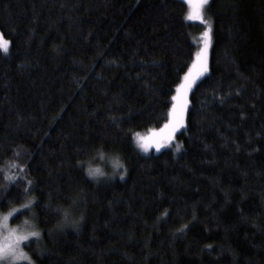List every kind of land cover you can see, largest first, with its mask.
I'll use <instances>...</instances> for the list:
<instances>
[{
  "label": "trees",
  "instance_id": "16d2710c",
  "mask_svg": "<svg viewBox=\"0 0 264 264\" xmlns=\"http://www.w3.org/2000/svg\"><path fill=\"white\" fill-rule=\"evenodd\" d=\"M187 12L0 0V214L41 233L14 264H264V0H208L203 24ZM204 25L185 123L142 153L134 134L167 120ZM96 166L107 173L90 177Z\"/></svg>",
  "mask_w": 264,
  "mask_h": 264
},
{
  "label": "rangeland",
  "instance_id": "374dc122",
  "mask_svg": "<svg viewBox=\"0 0 264 264\" xmlns=\"http://www.w3.org/2000/svg\"><path fill=\"white\" fill-rule=\"evenodd\" d=\"M185 1L188 5V12H187L188 19L203 24L201 22L202 21V14H203V4H204L203 0H185ZM205 26L206 25L203 26L201 31L196 36L197 52L195 54L194 60L191 64V67L186 71L181 82L176 86V89L173 93V96L178 97V99L176 101H173V99H172L170 107H169V111H168L167 120L159 127L151 128L145 132H138V133L134 134V137H133L134 145L136 146V148L140 152L148 153L150 151H157V150H160L161 148H165V147L172 145L173 141L175 140L176 132L182 126L180 128H178L175 133H173V137L170 141L164 139V137L166 136V130L163 132L161 130L164 129L165 124H167L169 122V119H170L169 112L171 111L173 104H176L178 107L183 106L184 123H185V114H186V110H187V106H188V96H189V92L191 89H188L187 87H182V86L187 85L190 81L196 82L199 78H201L206 73V71L203 70L201 61L197 58V53L201 52V50L204 49L205 45H206V38L204 37L203 34L208 29V26L207 27H205ZM209 37H210V35H209ZM4 39L7 40L6 38H4ZM209 50H210V38L207 39V52H206V61H205L206 67H208ZM186 77H187V79H186ZM195 82L192 83V86L195 84ZM184 123H183V125H184ZM157 141L160 142L159 148H157ZM145 146H146L147 150H145ZM117 161L118 160L116 158H113V157L109 159L108 165H110V171H108V172H111L114 174L117 173V174L121 175V173L118 172L119 167L116 166V164L114 163ZM119 165H120V163H119ZM96 167L98 169H100L101 173H103V174L107 173L105 171V168L98 167V166H96ZM123 174H124V172H123ZM5 215L6 214H0V219H2V217ZM27 222H28L27 224L31 223L29 220H27ZM7 228L8 229H15L18 234L22 233V232L33 230L31 227H29V225H27V226H24L23 224L12 225L9 223V220H8ZM7 235H8V231L2 225H0V244L4 243V238ZM31 238H33V237H29L28 240H30ZM27 241H21L20 242V247L18 249V252L23 253L21 248L23 247V244L26 243ZM26 258H27L26 255L23 253V256H21V258H19V259H13L12 257H8L6 260L0 261V264H14V263L26 260Z\"/></svg>",
  "mask_w": 264,
  "mask_h": 264
},
{
  "label": "snow or ice",
  "instance_id": "6c2138e0",
  "mask_svg": "<svg viewBox=\"0 0 264 264\" xmlns=\"http://www.w3.org/2000/svg\"><path fill=\"white\" fill-rule=\"evenodd\" d=\"M203 3H208V0H203ZM209 32H210V26L209 28L204 32V37L206 38V45L205 48L201 50V52L197 53V58L201 61L202 67L204 71H207V67L205 64L206 61V52H207V39L209 37ZM9 41L5 40L3 38V34L0 33V49H2L4 52L8 51V46H9ZM187 79V77H186ZM195 81H190L187 85L182 86V87H187L188 89H191L192 83ZM173 101H176L178 97L173 96L172 97ZM169 122L165 124L164 129L161 131L166 130V136L164 139L166 140H171L173 137V133L177 131L178 128L183 126L184 123V109L183 106H177L176 104H173L171 111L169 112ZM160 147V142L157 141V148ZM179 147V146H178ZM145 150H147L145 146ZM116 166H121L119 165V162H115ZM97 174L103 175V173H100L99 170L97 169H88V175L90 177H95ZM123 177V173H121V178ZM5 179L8 181H12L14 177L10 176H5ZM28 187H26L22 193V195L26 196L30 191L34 189V182L31 180L27 181ZM4 191H7V185L4 186ZM8 204H11L12 201H7ZM33 204V200H28L27 204L21 205L22 208H28L29 211H31V206ZM0 206H4L3 198L0 197ZM44 207L49 208L50 205H44ZM17 209L12 208L8 215H5L0 219V225H2L7 231L8 235L4 238V243L0 244V261L6 260L8 257H12L13 259H19L21 256H23V253L18 252V249L20 247V242L21 241H27L29 237H35L37 238V242L39 241L41 237V233L38 230H31V231H26L22 233H17L15 229H8V220L9 216H11L14 212H16ZM57 211L63 212L65 219L67 220L68 217V212L63 209H57ZM27 223V221L25 222ZM73 225H77V221H72L71 222Z\"/></svg>",
  "mask_w": 264,
  "mask_h": 264
},
{
  "label": "clouds",
  "instance_id": "9594fccd",
  "mask_svg": "<svg viewBox=\"0 0 264 264\" xmlns=\"http://www.w3.org/2000/svg\"><path fill=\"white\" fill-rule=\"evenodd\" d=\"M114 163H115V162H114ZM97 170H99V172H100V169L97 168ZM100 173H101V172H100Z\"/></svg>",
  "mask_w": 264,
  "mask_h": 264
}]
</instances>
